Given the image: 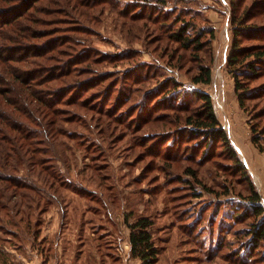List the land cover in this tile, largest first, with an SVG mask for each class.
Segmentation results:
<instances>
[{
    "label": "rangeland",
    "instance_id": "obj_1",
    "mask_svg": "<svg viewBox=\"0 0 264 264\" xmlns=\"http://www.w3.org/2000/svg\"><path fill=\"white\" fill-rule=\"evenodd\" d=\"M20 1L13 0L10 7ZM99 1L95 9H88L89 14H80L36 0L26 11L30 20H20L29 36L10 41L0 34V55L7 57H0V72L6 73L11 65L6 80L14 81L15 74L28 75L34 79L29 90L51 92L50 98L60 100L54 105L62 110L58 123L65 126V135L50 140L56 149L53 162L64 180L57 177L50 187L43 173L38 178L26 167L23 172L44 195L41 207L33 203L28 218L21 217L24 212L16 213L15 198H7L8 206L0 208V264H139L131 256L126 213L131 219L154 218L155 242L162 248L156 264H264V246L255 248L254 262L233 256L248 238L243 234H249L252 219L234 217L233 204L226 203L229 194L244 188L233 161L228 154L208 153L202 158L203 138L192 134V125L184 121L202 104L193 93L207 91L229 135L237 126L245 135V153L234 143L264 198V150L251 138L253 123L264 126V76L250 82L251 95L260 96L247 98L245 110L239 105L228 65L234 44V2L249 6L264 0ZM7 3L0 0V5ZM178 16L203 26L199 50L195 45L183 47L171 35L182 24L176 21ZM79 21L85 28L77 27ZM263 21L260 15L249 18L253 24ZM10 26L0 21L1 31ZM52 40L64 42L26 57V49L6 50L24 46L43 50ZM263 40L244 39L241 45ZM9 55L24 57L15 60ZM200 62L211 67L209 83L192 81ZM68 85L75 88L64 90ZM8 86L0 83V98L17 94H5ZM175 87L174 97L165 94ZM180 92L185 94L178 97ZM179 103L189 105V112L176 106ZM33 108L40 116L37 120L33 114L38 125L26 115L23 119L49 131V117ZM149 113L157 119L145 122ZM69 117L73 120L62 121ZM189 167L208 190L187 173ZM23 172L18 174L25 176ZM191 185H198L201 197L191 192ZM227 185L230 193L225 192ZM85 188L104 203L85 193Z\"/></svg>",
    "mask_w": 264,
    "mask_h": 264
},
{
    "label": "trees",
    "instance_id": "obj_2",
    "mask_svg": "<svg viewBox=\"0 0 264 264\" xmlns=\"http://www.w3.org/2000/svg\"><path fill=\"white\" fill-rule=\"evenodd\" d=\"M8 1L9 3L5 6L0 5V21L4 26L7 24L12 26L8 29L5 28L7 30H0V34H4L5 38H8L10 41H18V39L29 36L30 31L27 27L23 26V23L22 25L20 24V20L22 17H24L23 20H30L31 17L26 11H28L29 7H34L36 0H21V3H18L19 5L17 4L15 7H10V5H13V0ZM98 1L99 0H48V3L57 5L59 9H63V11L69 10L72 12V10H78V13L80 14H89L88 9L94 8L100 2ZM161 1L166 2L167 0ZM233 5L237 10H235L234 15L232 16L234 44L232 47L233 51L228 58V65L232 72L233 79H235L234 87L235 93L238 95L239 105L242 109L246 110L248 108L245 102L246 99H250L251 97L257 98L260 96L251 95L253 94L251 93L253 91H251L252 87L250 82L260 80V78L264 76V40L251 45H241V42L244 39H264V21L258 24L249 23L250 17H258L260 15V17L263 18L264 3L258 2L252 3L249 6H244L234 2ZM150 7L153 8V6ZM196 13H199V11ZM179 14H181V12H179ZM151 16V14H148L149 18H153V16ZM179 20L182 24L172 31L171 35L176 41L182 43L183 47L195 45L194 48L199 50L203 44V26L197 27L195 21L191 18H182L178 16L176 21ZM77 27L79 29L85 28L82 23L77 24ZM193 28L196 29V34L194 35L192 34V31L195 32ZM16 31H19V33ZM66 40L79 41L75 38L69 37H67ZM56 41L57 40L50 41L46 46L48 48L43 50L33 47L26 48V46L22 47V49H19L20 47H8L6 50H14L15 52L17 51L18 53H21L23 49H26V57L32 53L37 54V52L51 49L64 42L56 44ZM83 55L84 53L79 56L82 57ZM9 56L10 59L15 60H20V58L24 57ZM0 57L3 60H7V57H3L2 55H0ZM198 66L199 71L192 76V81H202L205 83L211 82V67L202 62H200ZM12 69L13 68L10 65L6 73H8L9 70L12 71ZM6 73L0 72V83H6L9 85V88L4 89L5 91L3 92L9 94L14 91L17 94L12 96H2V98H0V208L3 209L8 206L7 198L10 200L15 198L14 205L17 210L16 213L24 212L25 214H21V217L26 216L28 218L32 213L30 212V209H34L33 203H36L41 207L40 202L44 195L32 186L33 181L28 179V175L26 176L28 172L26 171L24 173L23 169L27 167L29 173L33 172L34 174H37L38 178L39 175H42L41 173H43L45 180L50 182V187L55 186L57 177L61 181L64 180L61 173L57 172L58 169L56 163L53 162L56 160L54 159L56 149L55 145L50 140L55 139L60 134L65 135V126L58 123V117L61 115L62 110L60 108H55L54 106L55 103L60 102V100H55V98L53 100L50 98V95L47 94H51V92L46 94L45 91L41 90H29L28 85H31V83L34 82V79L28 75L15 74L13 76L14 81H8L5 78ZM54 74L58 75L56 73ZM47 81H49V79H47ZM82 84L83 83L75 86L80 87ZM177 87L165 94H170L171 97H174ZM73 88L75 87L68 85L64 90L70 89V91H72ZM28 93L29 95H27ZM183 94L185 93L180 92L178 97H182ZM193 96L198 98L199 101H202L201 107L198 110H195L194 113L188 111L189 105L184 106L185 104L179 103L176 106H180L179 108H183V110L189 112L184 121L187 125H192V134L201 135L203 138L201 149L202 158L208 153H216L217 156L228 154L227 157L233 161L239 183L244 185V188L240 189L237 193L229 194L226 203L229 202L233 204V208H231L230 211L233 212L234 217L239 219L252 218L250 222V230L247 229L249 234H246V232L243 234L249 236L242 241V246L234 252L233 256L235 258L239 257L240 260L245 262H254L257 260V257L254 256L255 248L264 246V198L258 190L257 183L254 182L250 168H248L241 153H239L233 138H230L226 127L220 121L216 110L214 109L212 96L204 90L195 91ZM29 97L31 101L28 99ZM31 102L34 103L32 104ZM30 105H34L35 109L38 111L42 110V112L49 117L46 122L49 126L50 132L42 127L41 128L44 131H42L41 128L38 129L30 126L31 122L38 125L34 120L35 118L33 119V114H35L34 106L31 107ZM9 106L13 107L9 109ZM262 114L263 112H261L259 116ZM23 115L30 118L31 122H28L27 119H23ZM153 115H150V113L145 115V122L157 119L158 116L155 115L153 117ZM38 117L40 116H37V120ZM71 120H73L71 117L62 119L63 122H69ZM136 125L139 129L142 128L140 127L142 126L140 122L136 123ZM252 131L253 135L251 138L253 142L259 147L260 151L264 150V144L261 143L262 136L264 135V126L261 128L259 123H253ZM47 134H51V136L48 137ZM218 146L220 149L216 151L215 149H217ZM186 171L187 173H192L196 182L202 184V189H209L207 184L201 183L195 169L189 167L186 168ZM19 172H23L26 177L20 176L18 174ZM191 186V192H193L195 196L201 197L202 194L199 191L198 185ZM31 188L37 191L36 194L35 192L30 191ZM226 190V193L230 191L229 186ZM83 191L85 193H91V196L95 200L97 198L100 199L95 192H90L91 190L88 188L83 189ZM98 199L97 202L104 203L103 200L98 201ZM97 209L98 208H95V210ZM14 216L15 215L13 214V217ZM124 221L130 231L129 245L131 247V256L138 258L140 260L139 264H156L159 261L162 248L155 242L153 230L155 224L154 218L150 215H140L135 219H131V214L126 213L124 214ZM18 222H20L19 219ZM262 256L264 257V252Z\"/></svg>",
    "mask_w": 264,
    "mask_h": 264
},
{
    "label": "crops",
    "instance_id": "obj_3",
    "mask_svg": "<svg viewBox=\"0 0 264 264\" xmlns=\"http://www.w3.org/2000/svg\"><path fill=\"white\" fill-rule=\"evenodd\" d=\"M224 115V117L226 118V116H225V114H223ZM219 119L221 120V122L222 123H225V121L222 119V116L221 115H219ZM238 127V126H237ZM236 127V130L233 128L232 129V132H231V134L232 135H230V138H233V140H234V142L236 143V144H239V145H241V147H242V150H243V153H245V147L247 146V144H248V142H246V139H245V135L242 133V132H240L241 130H240V128H237ZM228 129H230V127H228ZM235 130V131H234ZM235 132V133H234ZM243 136H242V135ZM251 153H252V151H251ZM253 154V153H252ZM248 154H246V156H247ZM253 157V156H252ZM261 168V167H260ZM263 168V167H262Z\"/></svg>",
    "mask_w": 264,
    "mask_h": 264
}]
</instances>
